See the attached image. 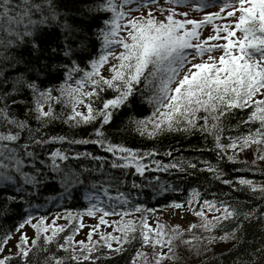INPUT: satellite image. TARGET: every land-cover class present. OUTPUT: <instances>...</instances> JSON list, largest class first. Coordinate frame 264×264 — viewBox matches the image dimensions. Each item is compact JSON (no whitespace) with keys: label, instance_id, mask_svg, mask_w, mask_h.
<instances>
[{"label":"snow or ice","instance_id":"6c2138e0","mask_svg":"<svg viewBox=\"0 0 264 264\" xmlns=\"http://www.w3.org/2000/svg\"><path fill=\"white\" fill-rule=\"evenodd\" d=\"M0 264H264V0H0Z\"/></svg>","mask_w":264,"mask_h":264},{"label":"rangeland","instance_id":"374dc122","mask_svg":"<svg viewBox=\"0 0 264 264\" xmlns=\"http://www.w3.org/2000/svg\"><path fill=\"white\" fill-rule=\"evenodd\" d=\"M211 29H208V31H210ZM205 35H207V31L205 32ZM239 35V33H238ZM164 219L170 223H176V222H181L179 221L178 217L176 215H174L173 213H169L167 215L164 216ZM85 223L86 224H91L92 221L89 220L88 218H85ZM29 234H31V231L29 230Z\"/></svg>","mask_w":264,"mask_h":264},{"label":"trees","instance_id":"16d2710c","mask_svg":"<svg viewBox=\"0 0 264 264\" xmlns=\"http://www.w3.org/2000/svg\"><path fill=\"white\" fill-rule=\"evenodd\" d=\"M137 143H139V141H137ZM173 198H175V197H173ZM161 202H162V201H161ZM153 203H159V202H152V203H150L149 206H152ZM86 204H87V201H82L81 203L76 204V205H75V208H76V209H80V210H82L83 206L86 205ZM9 223H10V222H9Z\"/></svg>","mask_w":264,"mask_h":264}]
</instances>
